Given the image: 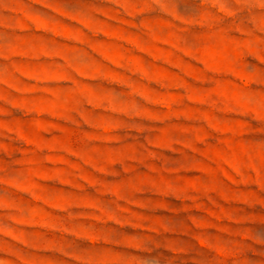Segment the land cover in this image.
<instances>
[{
    "label": "rangeland",
    "instance_id": "1",
    "mask_svg": "<svg viewBox=\"0 0 264 264\" xmlns=\"http://www.w3.org/2000/svg\"><path fill=\"white\" fill-rule=\"evenodd\" d=\"M0 264H264V0H0Z\"/></svg>",
    "mask_w": 264,
    "mask_h": 264
}]
</instances>
